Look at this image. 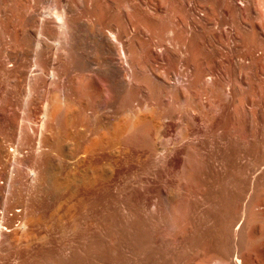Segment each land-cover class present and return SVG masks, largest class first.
I'll return each mask as SVG.
<instances>
[{
	"label": "bare ground",
	"instance_id": "1",
	"mask_svg": "<svg viewBox=\"0 0 264 264\" xmlns=\"http://www.w3.org/2000/svg\"><path fill=\"white\" fill-rule=\"evenodd\" d=\"M27 260L264 264V0H0V264Z\"/></svg>",
	"mask_w": 264,
	"mask_h": 264
},
{
	"label": "rangeland",
	"instance_id": "2",
	"mask_svg": "<svg viewBox=\"0 0 264 264\" xmlns=\"http://www.w3.org/2000/svg\"><path fill=\"white\" fill-rule=\"evenodd\" d=\"M25 200H26V201H25ZM25 200H24V201L27 202V205L30 204L29 206H34L35 201H34V202H33V201H29V202H28V200H29L28 198L25 199ZM31 203H32V205H31ZM25 204H26V203H25ZM85 236H86L85 234H83L82 232H79V234H78V239L81 240V239L84 238ZM125 238H126V237H121V239H125ZM22 264H29V263H28V260H27V261H24Z\"/></svg>",
	"mask_w": 264,
	"mask_h": 264
}]
</instances>
